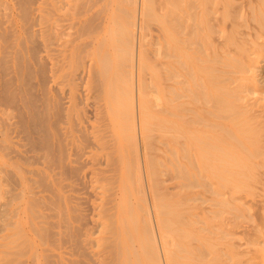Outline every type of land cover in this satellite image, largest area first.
I'll return each mask as SVG.
<instances>
[{"label":"bare ground","instance_id":"obj_1","mask_svg":"<svg viewBox=\"0 0 264 264\" xmlns=\"http://www.w3.org/2000/svg\"><path fill=\"white\" fill-rule=\"evenodd\" d=\"M90 1L92 6H79L80 0H0V202L11 204L9 221L0 228V264H227L224 246L236 247L227 239L232 230L222 237L228 221H217L225 204L211 212L214 217L203 212L202 227L195 228L181 223L191 194L176 192L179 198L172 201L167 190L206 181L214 202L231 204L236 217L244 218L248 208L255 212L248 216L264 217L255 200V192L264 191V103L257 113L254 106L263 99L252 105L243 95L259 93L251 72L263 57L264 0H255L259 5L252 9L220 1L216 70L203 67L202 20L209 18L202 6L199 16L196 6L162 11L169 21L159 16L163 43L155 58L159 68L152 69L155 101L145 85L149 59L143 46L148 21L155 19L154 0H124L121 9L118 0ZM117 49L130 63L128 87L126 78L121 81L125 73L117 74ZM85 54L95 59L94 71L84 65ZM84 73L93 96L81 93ZM206 96L213 103L209 115L201 106ZM153 150L172 157L163 158L165 166L163 160L155 166L154 158L153 166L146 157ZM155 167L167 170L166 183L180 182L158 188ZM260 223L255 241L262 244ZM235 257L232 264L243 263Z\"/></svg>","mask_w":264,"mask_h":264},{"label":"rangeland","instance_id":"obj_2","mask_svg":"<svg viewBox=\"0 0 264 264\" xmlns=\"http://www.w3.org/2000/svg\"><path fill=\"white\" fill-rule=\"evenodd\" d=\"M84 1V3H82L81 2V0H80V3H79V6H83V5H86V6H92V3H91V1L90 0H83ZM173 0H154L153 2H155V3H153V5L152 6H154L155 8H156V11L158 12V13H160V15H158V13L155 11V10H153L152 12H154V15H155V19H151V21L149 20L148 22V24H147V30L145 31L146 33H147V36H146V34H145V38H144V41H143V46L145 47V53H144V55H145V57L147 58V59H149L148 61H149V64H148V62H147V69H146V71L144 72V74H145V85H146V87L148 88V90H147V92H148V94L150 95V99L152 100V101H155V98H156V88H155V82L153 81V75H154V71H155V69L156 70H158V66L155 68V64H156V62H155V58H156V55L158 54V49H159V47H160V43H163V38H162V36H163V32H162V30H163V28H161V27H163L162 26V24L160 23V21H159V19H160V17L159 16H161V14H162V16H164L163 18L164 19H166L168 16L167 15H165V12H169V9H171V7L172 6H196L195 7V13H194V10H193V13L194 14H196L197 12V14H198V16H199V14H202L203 13V10L202 9H204V13L202 14V15H204L205 14V17L207 16L209 19H207V18H205V20L203 19L204 18V16H202L201 15V17H202V19L201 18H198L197 19V17H196V20H202L203 21V23L206 25H204L203 26V28H204V30L202 31V42H201V46H200V48H201V50H202V56H203V59L206 61V62H204L203 63V67L205 68V66H208V67H210V65H211V67H213V69L214 70H216V67H217V64H216V58H217V56H216V53H217V48H216V46H215V44H213V40L214 39H219L220 37V35H223L222 33H220L221 31H220V13H218L217 12V8L219 9V8H221V6H223L222 4H220V1L221 0H186V1H184V2H182V0H181V2H180V0H179V2H178V0H174L173 2H172ZM189 1V2H188ZM199 1V2H198ZM234 1V0H233ZM254 1V2H253ZM258 1V0H257ZM257 1H256V3H257ZM123 2H124V0H118V2H117V4L119 5V7H120V9L123 7V6H127V2H124V4L125 5H123ZM205 3V4H203V3ZM222 2H225V6H227V4H228V2L227 1H222ZM227 2V3H226ZM81 3H82V5H81ZM86 3V4H85ZM253 3L256 5V3H255V0H235L234 1V3L232 4L233 6H250V8L252 7V6H255V5H253ZM173 4V5H172ZM122 7H121V6ZM202 6V9L200 8V9H198L199 8V6ZM257 5H259V2L257 3ZM164 6V7H163ZM166 6H169V8L167 9L166 8ZM197 6H198V8H197ZM206 6V7H205ZM204 7V8H203ZM154 8V9H155ZM164 8V9H163ZM250 8H248V9H250ZM206 9V10H205ZM252 9V8H251ZM200 10H202V12H200ZM162 11H165L164 13H162ZM197 11V12H196ZM207 13H206V12ZM250 11V10H249ZM156 12V13H155ZM241 13V12H240ZM158 16H157V15ZM168 14V13H167ZM157 16V17H156ZM75 18V17H74ZM78 18V17H77ZM76 18V19H77ZM158 18V19H157ZM79 19H80V17H79ZM79 19H77V20H75L74 19V22L75 21H78ZM158 21H157V20ZM152 20H154L155 22H153ZM80 21V20H79ZM78 21V22H79ZM159 22V23H157V22ZM167 21H169V17L167 18ZM166 21V22H167ZM205 21V22H204ZM207 21H208V23H207ZM192 23H193V21H192ZM161 25V26H160ZM207 25H209V26H207ZM205 27H206V30H205ZM162 30H161V29ZM208 29H209V31L210 30H212V31H208ZM159 31H161V33L162 34H160L159 33ZM205 31H206V33H205ZM209 32V33H208ZM207 33H208V35H207ZM255 33L256 34H258V32H256L255 31ZM210 34H211V37H210ZM160 35H162V36H160ZM160 36V37H159ZM256 36V35H255ZM86 38V37H85ZM203 38H206V39H203ZM87 39H89V40H87ZM248 39H252V38H248ZM255 39V38H254ZM86 40L87 41H90V38H88V35H87V38H86ZM147 40V41H146ZM160 40V41H159ZM162 40V41H161ZM262 40H264V39H262ZM85 41V40H84ZM87 41H85L86 43H88ZM204 41V42H203ZM206 41V42H205ZM212 43H211V42ZM77 43H79V41H77L76 43H75V45H77ZM80 43H82V41H80ZM145 43V44H144ZM207 44V45H206ZM75 45H74V48L76 49V47H78V46H76L75 47ZM207 46H208V48H207ZM264 47V46H263ZM262 47V54L261 55H263V57L260 55H258V57H262L261 59L260 58H258L257 56H256V58H258V63L260 64V65H258L257 63L254 65V72H253V70H252V72H251V74H253L252 76H255L256 75V79H255V77H254V81H257V82H260V83H258L257 84V91L259 92V93H252L253 91L252 90H250L249 92L247 91V92H244V94L243 95H246V102H250L249 104H255V102L254 101H257L258 99H263V100H261V101H259L254 107L256 108L255 110H256V112L257 113H259L258 111L260 110L259 109V106L261 105V104H263L264 103V95H263V93H264V48ZM156 48H157V50H156ZM144 49V48H143ZM119 49H117V52L119 53V51H121L122 53L121 54H119V56L122 58H120L119 60H118V67H117V74L119 75H121V72H122V75H124V73H125V75H124V77H121V81L124 79V78H126L125 80H123L124 82H122V83H124V87L126 86L125 85V81L128 83V79H127V75L126 74H128V72L131 70L130 69V66H129V68H128V64H130L129 63V60L127 59V57H126V54H125V52H124V49H120L119 51H118ZM208 50V51H207ZM88 52V51H87ZM116 52V53H117ZM156 52V53H155ZM209 52V53H208ZM78 53V52H77ZM117 53V54H118ZM92 54V53H91ZM90 53L88 54V56H92ZM116 54V55H117ZM86 55V57H84V62H85V58H86V63L84 64V65H87V67L86 68H88L89 70H92V71H94V69H96L95 68V66L93 65V64H96V62L95 63H93L94 61H95V59L94 58H92V57H94V56H92V57H89V61L87 60L88 59V56H87V54H85ZM84 55V56H85ZM115 55V56H116ZM256 55V54H255ZM210 56V57H209ZM254 56V55H253ZM116 57H118V56H116ZM255 58V57H254ZM255 58V59H256ZM82 59H83V57H82ZM114 59V58H113ZM116 59H114V61H116ZM151 59V60H150ZM154 59V60H153ZM210 59V60H209ZM121 60V61H120ZM153 60V61H152ZM113 61V62H114ZM89 62V63H88ZM93 63V64H91V63ZM117 62V61H116ZM122 62L124 63V64H122ZM153 62V63H152ZM263 62V63H262ZM150 63H152V64H150ZM208 64V65H206V64ZM91 64V65H90ZM205 64V65H204ZM116 65V64H115ZM114 64H113V66H115ZM122 66H123V68H122ZM93 67V68H92ZM116 67V66H115ZM115 67H113V68H115ZM112 68V71L113 70H115V69H113ZM130 69V70H129ZM152 69H154V71H152ZM206 70H207V67L205 68ZM258 69H259V71H258ZM89 70H87V72L89 71ZM123 70V71H122ZM125 70V71H124ZM210 70V69H209ZM92 71L90 72V73H92ZM114 72V71H113ZM112 72V73H113ZM116 72V71H115ZM215 72V71H214ZM257 72V73H256ZM89 72H88V74H90ZM135 73H136V70H135ZM129 74H130V72H129ZM249 74V73H248ZM248 74L246 75V76H248ZM84 75L86 76L87 74H85L84 73ZM119 75V76H120ZM251 76V77H252ZM129 78V77H128ZM85 79L87 80V79H89V76L87 75V77H85ZM88 81V80H87ZM87 81H83L82 83H81V93H84V96L86 97V92L85 91H87V94H89V95H87V96H93L94 94L93 93H95V90H92V89H95V87H94V85H93V82H92V85H91V81L89 82L88 81V84H89V86L88 85H86V83H87ZM86 82V83H85ZM241 82H243L244 84H246V83H248L247 81L246 82H244V81H241ZM256 82V83H257ZM85 83V84H84ZM126 83V84H127ZM207 83L208 82H205V85H207ZM239 83H240V81H239ZM84 84V85H83ZM235 84H238V83H235ZM82 85H83V87H82ZM259 85V86H258ZM262 85V86H261ZM92 86V87H91ZM234 86V85H233ZM232 86V87H233ZM236 86V85H235ZM126 87H128V85L126 86ZM206 88H207V86H205ZM259 87V88H258ZM85 88V89H84ZM204 89V93H206L207 94V89H205V88H203ZM259 94V95H258ZM82 96H83V94H82ZM248 97V98H247ZM211 96H210V98L208 99L207 98V96H206V101L205 102H203L202 103V107H203V109H204V114L205 115H209L208 114V112L209 111H211L212 110V105H213V103H212V101H211ZM261 103V104H260ZM257 106V107H256ZM253 107V108H254ZM254 110V109H253ZM254 110V111H255ZM154 139V138H153ZM154 140H157V139H154ZM154 143V142H153ZM155 145H152V146H157L156 148H157V150H158V146L160 145V142H158V141H155V143H154ZM142 153H143V155H145V152H147V151H145V146L143 145V141H142ZM151 149L153 148L154 149V147H150ZM149 149V148H148ZM154 151V150H153ZM152 152V151H151ZM156 151H154L153 152V157L151 156V155H149V156H147L146 155V157H148L147 158V160L148 161H151L152 162V165H153V159H154V164H155V166H157L158 164H156V163H159V165L161 164V161H162V163H163V165H164V162H165V160L163 159V158H166V157H172L171 155H169V154H165V156L163 157V155L162 154H160V152L158 151V152H156L157 154L159 153V155L160 156H158V155H156V154H154ZM147 154V153H146ZM167 155V156H166ZM154 156H157V158L156 157H154ZM150 158V159H149ZM167 159V158H166ZM161 160V161H160ZM156 161V162H155ZM160 161V162H159ZM151 162H149V165H150V163ZM175 162V161H174ZM173 162V163H174ZM169 163V162H168ZM158 165V166H159ZM162 165V164H161ZM154 166V165H153ZM165 166V165H164ZM150 168H152V166H150ZM155 168H157V167H155ZM164 168H166V167H164ZM150 170V169H149ZM152 170V172H153V170L154 169H151ZM150 170V171H151ZM158 170V168L156 169V171ZM164 170H166V169H164ZM163 170V168H161V167H159V172L157 171V172H155L154 171V173H155V176H157V174H158V176H160L161 177V181L159 180L160 179V177H158L159 179H158V181L159 182H161V183H159L158 181V183H156V184H162L161 185V187L160 186H158V188H164L163 190H165V189H167L168 187H172V186H174L175 184H177L178 183V181L179 180H175L176 182H174V183H171L172 181H169V182H167L166 183V180L167 179H169V176H168V178H165V177H167V173H165V172H167V170L166 171H164ZM195 171V170H194ZM193 171V172H194ZM151 172V173H152ZM157 173V174H156ZM160 173V174H159ZM154 175V174H153ZM157 179V178H156ZM145 184H146V193H147V196H148V198H149V200H150V202H152V197H150V195H151V193H150V191H149V181H147L146 179H145ZM180 182V181H179ZM166 183V184H165ZM203 183H205L206 185L205 186H202L201 184L199 185V184H197V186L196 185H194L192 188H184L183 190L182 189H176V191L175 192H173L174 190H167V194L168 193H170L169 195L171 196H169V199L171 198L172 199V201L174 200H176V199H178L179 197L177 196V194H185L186 192L187 193H189V194H191L190 196H191V198H190V196L188 197V199H189V205H188V203L186 204L187 206H186V209H185V207L183 208V211H184V213L185 214H187L188 215V217H186L185 219H187V220H185V222L187 223H185L184 221L183 222H181V223H183V224H185V225H188V223L192 226V227H195V228H199V227H202V225L200 224L201 223V221H204V220H202V217H201V215L203 216V212H204V215L206 214L207 216H210V214H211V217H214L215 215L214 214H212L211 212L212 211H214V212H216V211H218L219 212V210H222V209H220V207L221 208H223L224 207V204H225V207L226 208H224L223 209V211L225 212H223V216H221L220 215V213H221V211H220V213H219V215H220V217L221 218H218V220L217 221H219V220H221L222 222H224V221H228V222H224V227H223V235H222V237L223 236H226L225 235V233H227V236H226V238L228 237V232L230 231V230H232V234H231V232L229 233V235L231 234V235H234V231L236 230V235H234L233 237L230 235L227 239L229 240V238H230V240H232L233 242V244H235L234 246L236 247V249L235 248H233L234 250H232V245H227L226 244V246H224L225 247V249L223 250V253H222V255H223V261L224 262H227V264H229V263H231L232 264V261H233V259L231 258V257H235V259L236 260H238V262L240 261L241 263H242V261H243V263L244 264H263V260H264V238H262L261 240H262V244H259V241H255V239L256 238H258L259 236H261L262 234L259 232L260 231V222L263 220L264 221V217H262L261 216V219H258L256 216V218L255 217H252L251 215H252V212L253 213H255L253 210L252 211H250V208H248V207H250L251 205H250V203H248L247 201H245L246 203H247V207H246V209L248 210L247 211V215H245V216H248L249 214L248 213H251V217H252V219H246L245 218V216H244V218L242 217V218H238V217H236L232 212H233V210H234V208L233 207H230L231 206V204H228V205H226V203H218V202H214V199L216 198V196H213V195H211V189H210V187H208L207 186V184H208V182H206V181H203ZM163 184L164 185H166L165 187L163 186ZM170 185V186H169ZM210 186V185H209ZM148 190V191H147ZM205 190H206V192H205ZM208 190V191H207ZM210 190V191H209ZM162 191V190H161ZM183 191V192H182ZM166 192V191H165ZM164 192V193H165ZM176 192H179V193H176ZM208 192H210L209 194H208ZM150 195H149V194ZM159 193H160V191H159ZM164 193L162 194V192L160 193V195L162 194V196L164 195ZM207 193V194H206ZM256 193V197L258 196V198L257 199H255V200H257L259 203H257V201H255V203H257V206H264V205H262V202H261V200H263V198H264V191H257V192H255ZM166 194V193H165ZM203 194H204V196L206 197V198H204V196H203ZM212 196V197H211ZM261 196V197H260ZM195 197V198H194ZM203 197V198H202ZM167 198H168V196H167ZM212 198H213V200H212ZM204 199V200H203ZM220 199H224V198H220ZM220 199H219V201H220ZM217 200V199H216ZM241 201H243V199H240ZM249 200V199H248ZM7 201V200H6ZM190 201H194V202H190ZM196 201V202H195ZM208 201H212V202H214V203H212V202H208ZM239 201V200H238ZM250 201V200H249ZM260 202H261V204H260ZM6 203L7 202H5V200H4V202L2 201V202H0V218H2V219H0V228L2 227L3 228V226L5 227L6 226V224H7V222L9 221V211L11 210V204H9L10 206H8V204L6 205ZM216 203V204H215ZM232 203V202H231ZM242 203H243V205H245L244 204V202H235V203H232V206H234L235 204L238 206V205H240L241 204V206H242ZM220 204H223V207L220 205ZM249 204V205H248ZM259 204V205H258ZM263 204H264V202H263ZM208 205H210L209 207H208ZM189 206H190V209H189ZM220 206V207H219ZM227 206H229L230 208L228 209V207ZM192 207V208H191ZM215 207H216V209H217V207L219 208L218 210H215ZM240 207V206H239ZM202 208H204L203 210H202ZM210 208V209H209ZM233 208V209H232ZM194 209V210H193ZM200 209V210H199ZM241 209H243V207L241 208ZM245 209V208H244ZM197 210V212H195ZM210 212H209V211ZM227 210H229V211H227ZM230 210L232 211V212H230ZM194 211V212H193ZM245 211V210H244ZM264 211V209H262L260 212H263ZM210 213V214H209ZM227 213V214H226ZM230 213V214H229ZM232 213V214H231ZM264 213V212H263ZM226 214V215H225ZM176 215V214H175ZM186 215V216H187ZM190 215V216H189ZM230 215V216H229ZM8 216V217H7ZM196 216H197V218H196ZM228 218H227V217ZM235 216V218L233 219V217ZM250 216H248V217H250ZM264 216V215H263ZM5 217V218H4ZM195 217V218H194ZM190 218V219H189ZM194 218V219H193ZM204 218V217H203ZM227 219V220H225V219ZM238 220H237V219ZM260 218V217H259ZM7 219V220H6ZM154 219V221H155V218H153ZM193 219V220H192ZM205 219V218H204ZM224 219V220H223ZM229 219H231V220H229ZM246 221H245V220ZM184 220V219H183ZM215 220V219H214ZM215 220V221H216ZM234 220H236L235 222L236 223H234ZM241 220V221H240ZM3 221V222H2ZM5 221V222H4ZM190 221V222H189ZM198 223V224H196V223ZM200 222V223H199ZM154 223H156V222H154ZM179 223V222H178ZM178 223L176 222V224L178 225ZM181 223H179V225H178V228H182V226H184V225H182L181 226ZM221 223V222H220ZM230 223V224H229ZM233 223L234 224H236V225H234V226H232L233 225ZM193 224H195L194 226H193ZM227 224H229L228 226H227ZM177 225L176 226H174L175 228H177ZM198 225V226H197ZM232 226V228H231V226ZM154 226H156L155 227V230H156V233H158V227H157V224L155 225L154 224ZM181 226V227H180ZM190 226V227H191ZM225 226H227L226 227V231H225ZM185 227H189V226H184V228ZM1 228V229H2ZM0 229V230H1ZM234 230V231H233ZM225 231V232H224ZM251 233H253V235L255 234V236L252 238L251 237ZM257 234H260V235H257ZM0 236H1V232H0ZM157 236H158V234H157ZM176 237V236H175ZM178 237V236H177ZM159 240H158V243L160 242V238H159V236L157 237ZM225 238V237H224ZM225 238V239H226ZM252 238V239H251ZM180 238L178 237V242L180 241L179 240ZM224 240V242H229L228 240ZM257 243V244H256ZM195 244H200V242H196ZM231 246V247H230ZM159 247H161V244H159ZM174 247V246H173ZM177 248V247H176ZM175 249V248H174ZM227 249H228V251H227ZM226 250V251H225ZM229 250H232V252H233V254L235 255V256H233L232 255V252L230 251V255H229ZM228 252V253H227ZM227 254V256H226V254ZM162 254V253H161ZM239 256H241L242 258H240ZM230 257V258H229ZM243 259V260H239V259ZM223 262V263H224ZM242 263V264H243ZM240 264V263H239Z\"/></svg>","mask_w":264,"mask_h":264}]
</instances>
